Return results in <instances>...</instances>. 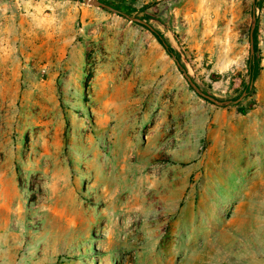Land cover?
<instances>
[{"label":"rangeland","instance_id":"rangeland-1","mask_svg":"<svg viewBox=\"0 0 264 264\" xmlns=\"http://www.w3.org/2000/svg\"><path fill=\"white\" fill-rule=\"evenodd\" d=\"M101 1L0 0V264H264V0Z\"/></svg>","mask_w":264,"mask_h":264},{"label":"trees","instance_id":"trees-1","mask_svg":"<svg viewBox=\"0 0 264 264\" xmlns=\"http://www.w3.org/2000/svg\"><path fill=\"white\" fill-rule=\"evenodd\" d=\"M106 4H107V6H108V8H110V9H113V10H117L119 13H122V14H127L126 12H124L123 10H120V9H118L116 6H114V5H112L111 3H108V2H105ZM151 28V30H153V32L155 33V34H157L158 35V37H159V39H160V41H161V43L166 47V49H167V51L170 53V54H174L173 53V49H172V47L167 43V41L165 40V38L163 37V35L161 34V33H159L158 31H156L155 29H153L152 27H150ZM256 57H255V54H253L252 55V57H251V60H250V69L251 70H253V68L256 66V59H255ZM256 76H257V74H251V77H250V79H251V81L253 82L254 81V79L256 78ZM241 110V112L242 113H246V110L245 109H240Z\"/></svg>","mask_w":264,"mask_h":264},{"label":"water","instance_id":"water-1","mask_svg":"<svg viewBox=\"0 0 264 264\" xmlns=\"http://www.w3.org/2000/svg\"><path fill=\"white\" fill-rule=\"evenodd\" d=\"M87 2H89L90 4H94V5H97V6H107V4L101 0H86ZM134 20L138 21V22H141V23H144L146 24V22L144 20H142L141 18H133Z\"/></svg>","mask_w":264,"mask_h":264}]
</instances>
